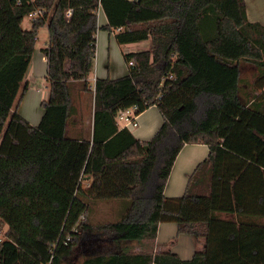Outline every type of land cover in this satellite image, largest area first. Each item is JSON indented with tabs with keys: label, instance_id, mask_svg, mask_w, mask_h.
I'll list each match as a JSON object with an SVG mask.
<instances>
[{
	"label": "trees",
	"instance_id": "obj_1",
	"mask_svg": "<svg viewBox=\"0 0 264 264\" xmlns=\"http://www.w3.org/2000/svg\"><path fill=\"white\" fill-rule=\"evenodd\" d=\"M46 24L50 94L32 125L15 107ZM99 29L152 47L124 54L127 74L92 83ZM243 61L260 67L253 93L241 91ZM75 90L94 96L89 137L69 133ZM134 105L162 114L149 140L118 124ZM193 143L209 155L168 197ZM110 199H124L120 218L92 222L94 202ZM170 221L204 248L188 260L129 249ZM0 264H264V25L249 21L245 0H0Z\"/></svg>",
	"mask_w": 264,
	"mask_h": 264
},
{
	"label": "crops",
	"instance_id": "obj_2",
	"mask_svg": "<svg viewBox=\"0 0 264 264\" xmlns=\"http://www.w3.org/2000/svg\"><path fill=\"white\" fill-rule=\"evenodd\" d=\"M254 1H260L261 7L264 8V0ZM246 10L249 21L264 25L263 17L259 15L250 17L248 9ZM98 17L100 26L107 23V17L103 9L99 10ZM103 32H107V35L103 34ZM96 39L97 52L93 70L95 71L94 80H92L91 74L89 75V79L92 83L99 77L109 76L111 78H117L127 74L128 63L126 62L124 54L131 51L148 50L152 47L151 39L127 44H119L115 34L104 29L98 30ZM106 44L108 46V50L104 53V51H100L99 46L102 48V45L104 47ZM118 47L120 48L121 53L118 50ZM120 54L124 58L123 62L121 59L118 61L115 59V57L121 58L119 57ZM240 66L241 91L242 93H253L254 82L259 75L260 67L253 61H243ZM47 68V57L43 52V48L39 51L35 48L26 78L24 80V83L29 82L31 86L25 92L23 98L18 102L16 101L15 107L17 111L32 125H38L41 121L44 113L42 101L49 98L50 87L46 79ZM114 72L117 74L112 75ZM75 99L78 113L74 115L69 133L73 136L89 137L93 126V113L90 115V110L94 105V96L92 93L80 91ZM162 122L163 117L160 110L156 105H152L139 114L138 126L129 129L137 138L149 140L154 136ZM209 151V146L204 143L186 144L183 147L175 160L167 181L165 187L166 196L180 197L184 194L187 189L190 176L195 171L199 163L208 157ZM129 244V249L134 252L151 250L153 253H158L162 250L169 249L185 260L191 259L198 250L204 248V241H199L193 234L179 233L178 224L172 221L159 223L157 235L153 242H130Z\"/></svg>",
	"mask_w": 264,
	"mask_h": 264
},
{
	"label": "rangeland",
	"instance_id": "obj_3",
	"mask_svg": "<svg viewBox=\"0 0 264 264\" xmlns=\"http://www.w3.org/2000/svg\"><path fill=\"white\" fill-rule=\"evenodd\" d=\"M246 9L249 11V16L254 17L256 15H259L264 18V8L261 7V2H256L254 0H245ZM100 17V16H99ZM102 20V16H101ZM33 26V17L31 15H27L23 22L22 27L24 29L30 30ZM102 33V32H101ZM103 34L107 35V32H103ZM49 27L46 24L39 30L38 39L36 43V49L39 51L40 49L47 47L49 44ZM100 41H101V34H100ZM121 47V46H120ZM127 48V47H125ZM100 51L107 52L108 46L107 44L102 48L99 46ZM118 50L121 53L120 48L118 47ZM124 50V49H123ZM118 53V52H117ZM119 55V54H118ZM121 58L115 57L117 61L121 59V61H124V58L120 56ZM127 62V61H126ZM125 63V62H124ZM125 65V64H124ZM124 67V66H122ZM129 68V66H128ZM117 74L116 72L112 73V75ZM95 77V71L91 73V78L94 80ZM80 93L79 90L74 91V98H77V94ZM92 109V107H91ZM91 115V110H90ZM121 201H124V199H110V200H99L97 202H94L93 207L90 209V220L92 222H112L118 220L120 217L119 214L116 212V210L120 207L119 203ZM6 229V227H5Z\"/></svg>",
	"mask_w": 264,
	"mask_h": 264
},
{
	"label": "built area",
	"instance_id": "obj_4",
	"mask_svg": "<svg viewBox=\"0 0 264 264\" xmlns=\"http://www.w3.org/2000/svg\"><path fill=\"white\" fill-rule=\"evenodd\" d=\"M102 9L100 6L99 9L97 10V14L99 10ZM43 10L41 9H36L32 11L29 15L33 17V19L39 15H43ZM73 14V9L68 8L65 10V19L70 20L71 16ZM129 64H134V59L130 61ZM137 105L121 109L119 110L117 114V121L120 127H127V128H132L138 126V117H139V112L137 111Z\"/></svg>",
	"mask_w": 264,
	"mask_h": 264
}]
</instances>
